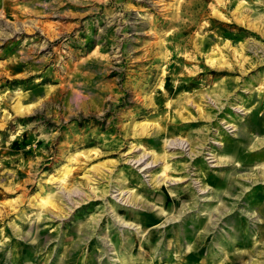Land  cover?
Instances as JSON below:
<instances>
[{
    "label": "rangeland",
    "instance_id": "1",
    "mask_svg": "<svg viewBox=\"0 0 264 264\" xmlns=\"http://www.w3.org/2000/svg\"><path fill=\"white\" fill-rule=\"evenodd\" d=\"M0 264H264V0H0Z\"/></svg>",
    "mask_w": 264,
    "mask_h": 264
},
{
    "label": "bare ground",
    "instance_id": "2",
    "mask_svg": "<svg viewBox=\"0 0 264 264\" xmlns=\"http://www.w3.org/2000/svg\"><path fill=\"white\" fill-rule=\"evenodd\" d=\"M147 125H148V124H147ZM171 144L173 145V144H176V143L173 142V143H171ZM177 144H178V143H177ZM183 145H184V144H183ZM139 161H141V160H139ZM142 162L144 163L145 161H142ZM128 200H129V199H128ZM164 210H165V209L162 208V209L159 211L160 214H163Z\"/></svg>",
    "mask_w": 264,
    "mask_h": 264
}]
</instances>
